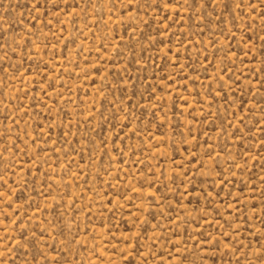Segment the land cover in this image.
I'll return each mask as SVG.
<instances>
[{"label": "rangeland", "instance_id": "obj_1", "mask_svg": "<svg viewBox=\"0 0 264 264\" xmlns=\"http://www.w3.org/2000/svg\"><path fill=\"white\" fill-rule=\"evenodd\" d=\"M0 264H264V0H0Z\"/></svg>", "mask_w": 264, "mask_h": 264}]
</instances>
